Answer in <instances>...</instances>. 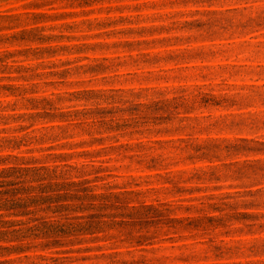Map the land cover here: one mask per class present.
<instances>
[{"label": "rangeland", "instance_id": "rangeland-1", "mask_svg": "<svg viewBox=\"0 0 264 264\" xmlns=\"http://www.w3.org/2000/svg\"><path fill=\"white\" fill-rule=\"evenodd\" d=\"M0 264H264V0H0Z\"/></svg>", "mask_w": 264, "mask_h": 264}]
</instances>
